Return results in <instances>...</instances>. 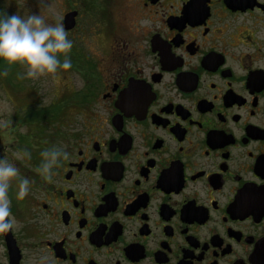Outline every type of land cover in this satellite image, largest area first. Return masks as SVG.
Segmentation results:
<instances>
[{
    "label": "flooded vegetation",
    "instance_id": "flooded-vegetation-1",
    "mask_svg": "<svg viewBox=\"0 0 264 264\" xmlns=\"http://www.w3.org/2000/svg\"><path fill=\"white\" fill-rule=\"evenodd\" d=\"M105 1L88 115L40 145L70 159L21 177L20 264H264V0Z\"/></svg>",
    "mask_w": 264,
    "mask_h": 264
},
{
    "label": "rangeland",
    "instance_id": "rangeland-1",
    "mask_svg": "<svg viewBox=\"0 0 264 264\" xmlns=\"http://www.w3.org/2000/svg\"><path fill=\"white\" fill-rule=\"evenodd\" d=\"M105 2L46 0L49 5L46 8L40 0H0V16L15 13L26 16L39 11L52 24L61 22L70 10L79 11L75 30H66L73 41L71 69L27 79L22 78L25 69L21 65L8 66L0 61V71H8L7 76H0V157L19 169L8 192L16 230L21 218L18 209L21 177L24 170L43 162L39 157L45 150L40 146L43 138L52 136L55 126L60 131L67 130L80 123V116L86 118L88 115L74 102L78 101L85 85L98 81L97 76L102 74L101 59L109 42L102 33ZM25 151L31 153V159L23 155ZM0 264H7L1 242Z\"/></svg>",
    "mask_w": 264,
    "mask_h": 264
},
{
    "label": "clouds",
    "instance_id": "clouds-1",
    "mask_svg": "<svg viewBox=\"0 0 264 264\" xmlns=\"http://www.w3.org/2000/svg\"><path fill=\"white\" fill-rule=\"evenodd\" d=\"M40 4L49 7L46 0H40ZM72 48L73 41L69 39L63 23H48L47 17L39 11L26 16L16 13L0 16V61L8 66L21 65L25 69L22 78L38 79L56 74L61 69H71ZM7 75L6 69L0 71V76ZM3 126L6 127V123ZM23 155L31 159V153L25 151ZM41 156L43 162L37 171L49 183L53 180L54 167L61 160L70 159L65 148L56 147L42 151ZM18 175L19 169L15 164L0 157V232L13 230L17 224L11 214L8 192ZM29 184L26 178L20 182L18 198L27 195Z\"/></svg>",
    "mask_w": 264,
    "mask_h": 264
},
{
    "label": "water",
    "instance_id": "water-1",
    "mask_svg": "<svg viewBox=\"0 0 264 264\" xmlns=\"http://www.w3.org/2000/svg\"><path fill=\"white\" fill-rule=\"evenodd\" d=\"M77 11H70L64 15V19L61 21L66 30L72 29L75 25V18ZM6 247L9 254V264H19L21 259L20 250L17 247L16 241L13 237L12 231L2 232Z\"/></svg>",
    "mask_w": 264,
    "mask_h": 264
}]
</instances>
